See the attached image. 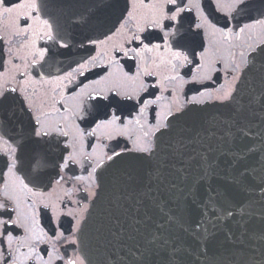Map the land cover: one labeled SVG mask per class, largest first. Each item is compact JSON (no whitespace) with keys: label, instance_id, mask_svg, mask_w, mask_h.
I'll return each instance as SVG.
<instances>
[{"label":"snow or ice","instance_id":"obj_1","mask_svg":"<svg viewBox=\"0 0 264 264\" xmlns=\"http://www.w3.org/2000/svg\"><path fill=\"white\" fill-rule=\"evenodd\" d=\"M67 2L0 0L3 13L9 16L16 13L15 20L6 27L13 35L24 37L20 50L12 52L9 49L12 58L24 60L23 71L21 65L13 64L10 58L7 63L11 68L0 73L4 78L0 83V181L3 182L0 264H96L92 257L79 254V245L88 227L84 213L89 204H81L72 197L81 191L85 193L84 200L104 197L105 193L107 198L114 200L123 197L142 214L140 218H131L133 228L139 225L136 228L139 240L131 255L133 264H193V252L197 260L200 256L207 259L214 234L206 223L221 215L234 217L235 213L254 218L256 212L251 211V204L245 208L243 201L235 199L239 192L250 197L253 185L261 193L260 239L264 241V171L259 170L264 168V155L256 161L257 169L247 161V153H253L254 149L247 144L244 149L239 147L253 135L259 136V132L252 130L257 120L264 122V40L255 46L249 45V51L239 62L235 61L234 54L229 58L224 67L235 74L226 87L221 84L211 92H199V95L186 98L184 103L174 99L163 106L161 115L154 107L163 98V91H167L163 88L164 81L183 80L176 67L178 63L181 68L194 66L197 70L206 67L216 70L214 65L219 63L217 58L224 49L206 47L198 38L212 35L227 46L246 33L264 32V0H207L212 8L210 12L205 11V0H147V3L145 0H91L86 14L62 24L47 10L50 6L63 8ZM139 8L147 12L138 14ZM101 9L118 14L116 24L119 27L113 24L104 31L108 20L100 15ZM193 9L195 19L191 20L186 14ZM213 12L219 17L212 18ZM20 20L24 21L23 26ZM131 20L136 21L134 30L129 26ZM85 28L89 31H82ZM3 40L0 36V42ZM197 48L201 50L197 52ZM21 50L24 51L22 57L18 55ZM74 50H83L87 55H81L79 60L72 62L74 67L70 63L63 72L47 71L49 62L55 57H71ZM145 53L156 54L151 65L147 64ZM3 55L0 43V67ZM119 56L137 62L135 71L131 74L123 71ZM101 58H107L106 65L98 63ZM113 64L119 65L114 72L106 71L88 83L79 81L91 69L108 68ZM161 70L169 74L152 85L161 87V95L143 98L141 93L148 88L142 76H159ZM33 71L35 76L31 74ZM15 72H19L22 79L15 87H8L9 81L16 78ZM191 82H200L195 73ZM29 85L43 87L42 95L51 101L52 113L34 103ZM70 88L72 91L68 95L75 106L74 113L64 107L62 98L56 99L57 94L63 97ZM205 103L227 110L226 118H221L224 113L209 117L205 108L196 107ZM128 106L135 110L134 115L131 112L124 115ZM149 108H152L150 114L147 113ZM61 110L69 113L62 117L63 123L53 117V113ZM72 115L91 131L76 124L69 142L66 126ZM220 127L224 129L227 149L203 143L215 137ZM98 132L102 135L98 136ZM86 136L115 141V144L110 147L101 144V151L97 153V145L91 143L92 153L85 155ZM61 137L65 139H59ZM260 143L264 153V140ZM104 148L109 151H103ZM93 159L95 164L90 162ZM86 162L90 168L87 178L71 173L72 165L83 166ZM224 164L226 169L222 168ZM25 167L30 173L27 183L19 174ZM53 176L54 185L60 186L62 194L53 186ZM62 181L64 184L75 181L76 185L86 184V187L65 189ZM41 187L51 191H41ZM71 203L80 204V207L71 208L68 206ZM40 207L46 210L49 223L53 225L52 235L38 227ZM65 221L69 225L67 235L63 230ZM177 223L183 232L193 236L195 249L174 234L172 228ZM17 229L26 235H14ZM244 231L248 236L247 226ZM60 241L74 246L78 254L69 256L66 250L61 254L56 246ZM39 244L52 247L40 251ZM111 259L105 264H111ZM242 264H264V243L248 249Z\"/></svg>","mask_w":264,"mask_h":264},{"label":"flooded vegetation","instance_id":"obj_2","mask_svg":"<svg viewBox=\"0 0 264 264\" xmlns=\"http://www.w3.org/2000/svg\"><path fill=\"white\" fill-rule=\"evenodd\" d=\"M13 2H16V0H13ZM145 2L147 3V0H145ZM185 2H187V0H185ZM204 8L206 12H210L212 11L211 6L208 4L207 0H205L204 2ZM89 7H91V0H68L67 4L61 8V7H49V9L47 10L48 13L59 19L60 23L62 24H66L69 23L71 20L77 19L81 14H86V9H88ZM147 9L145 8H139L138 9V14H143L146 13ZM100 15L105 16L108 20V24L107 27L104 29V31H107V28L112 27L113 24H116V16L118 14H112L110 12H108L107 10L101 9L100 10ZM189 19L194 20L195 19V10L193 9L192 13L186 14ZM16 17V13H12L11 16H9L6 13H3V9L0 8V36L4 37V40L0 43L3 44V66L0 67V73H3L6 69L11 68V65H9L7 63V61L12 58L11 54L9 52V49L12 50V52H17V50L21 49V45L24 43V37L22 35H13L11 30L8 29L6 27V25H8L10 23V21H14ZM219 17L218 13H214L212 15V18H217ZM220 22L222 23V19L220 20ZM243 22H247V21H243ZM29 23H31V21H29ZM19 24L21 26H23L24 21L20 20ZM129 26L134 30L135 26H136V21L135 20H131L129 21ZM116 27H119V24H116ZM188 27V23H185V28ZM114 30V29H113ZM82 31H89L87 28L82 29ZM94 36L97 35V33H92ZM102 38V37H101ZM118 42L119 38H115ZM203 40V43L206 47L209 48H223V54L221 56H219L217 59L219 60V63H216L214 65V69L213 70L211 68H204V69H200L197 70L194 66H188V67H183L181 68L180 64L178 63L176 65L177 69L180 72L181 77H183V80H176V81H164L163 82V88H166L167 91H163L162 95L163 98L158 101L157 107L158 108V115L162 114L163 111V106L164 105H168L171 104L173 102V100H177L180 103H184L186 98H191L194 95H199V92H204L205 90L211 92L213 89L218 88L221 84H224L225 87L227 86V83L231 80L232 75H234L235 73H232L228 70H226V68L224 67V65L226 63L229 62V58L234 54V58L236 62H239L241 60V57L243 54H247V52L249 51V45H258L260 43L261 40H264V32H253L251 35L249 34H245L244 36L241 37V39L236 40L235 38L231 41L230 45L224 46L220 43L219 41V37H214L212 35H205L202 36L201 38H198V42L199 40ZM42 46V44H41ZM201 49L197 48L196 51L199 52ZM95 54V53H92ZM19 56H24V51L21 50L18 52ZM81 55H87V53H84L83 50H74V54L71 57H66V56H57L55 57V59L53 61H50L48 66H47V71H50L53 74H57L58 72H63L64 70L68 69L69 64L71 63L72 66L74 67L75 64L72 63L75 60H79ZM119 55V54H117ZM129 55H132V53H129ZM156 54L155 53H145L144 54V58L147 61L148 65H151L153 62V58ZM190 58H191V54H190ZM158 62V61H157ZM12 63L13 64H20L21 65V71H23V64H24V60L23 59H15L12 58ZM98 63L100 64H107V58H101ZM135 63L132 60H128L122 56H119V64L123 65V71H127L129 72V74H131L132 71H135ZM119 65L113 64L112 67H96L94 69H91V71H89L85 77H80L79 81L83 82V83H88L91 80L94 79H98L101 75H104L107 72H114L116 70V68H118ZM131 70V71H130ZM162 71V75L159 76H142V79L145 81V84L148 88L147 92H142L141 96L145 99H153L155 98L156 95H161L162 89L161 87L157 86V87H152L153 84H158L160 81H163V76L168 75L169 73ZM193 73H195L198 77V80L200 82H191L192 81V75ZM15 75V80H10L9 83L7 84L8 87H15L17 84V81L21 80L22 77L19 74V72H15L13 73ZM33 76H35V71H33L31 73ZM211 76L212 79L208 80L207 77ZM4 78L0 77V83H3ZM184 81H189L188 83H184ZM74 87V86H73ZM129 87H132L131 85H129ZM33 89H35L34 93H33ZM29 93L33 94L32 98L34 103L43 109V111L45 112H49L52 113V108H51V101L46 98L45 96L42 95L43 92V87L41 85H29ZM72 89H68L65 93L64 96L61 97L59 94H57L56 99H63L64 101V107L68 108L72 111V113H74L76 111L75 106L73 104V101L71 100V98L68 95V92H71ZM13 96L16 95V93L12 94ZM205 99H207V97H205ZM89 103H93V102H89ZM207 104V103H205ZM57 107L59 108L60 105H57ZM129 112H131L133 115L135 114V110L131 108V106H128L125 108L124 110V115L128 116ZM152 112V108H149L147 110V113H151ZM69 113L64 112L63 110H61L60 112H56L53 113V117L57 120H60L63 123L62 117L64 116H68ZM143 119V118H142ZM76 124H80L81 128H84L85 131H91V128L86 126L85 124L81 123L75 115H72L71 119L68 122V126H66V130L69 131V137H67V139L69 140V142L72 141L73 136L75 134V126ZM97 135H102V133L98 132ZM59 139H65L63 137L59 138ZM91 143H95L97 145V153H99L101 151L100 149V145L101 144H109V147L112 144H115V141L112 142H108V141H103V140H95L92 137H84V148H83V152L85 155H89L92 153L91 148L89 147V144ZM79 148V146H77ZM103 151H109V148H104ZM92 164H95V159H93L92 161H90ZM88 171H90V168H88V163H84L83 166L76 164V165H72L71 166V173L74 175H80V176H84L85 178H87V174ZM99 171V170H98ZM21 175V177H23L25 179V183H27V178L29 176V169L27 167L24 168V170L19 173ZM53 179V186L56 187L57 193L58 194H62L60 193V186H56L54 185V180L55 177H52ZM63 184V187L65 189H68L69 187L72 186H76V187H86V184L84 185H76L75 181H71L69 182V184H64L63 181L61 182ZM31 186V185H30ZM2 189H3V182L0 181V198H2ZM41 191L44 192H48L51 191V189L47 188V187H41L40 189ZM85 193L83 191L81 192H76L74 193L72 200H79L82 203H88L89 204V208L91 206V203L94 199L92 200H84ZM34 202H36L38 204V201L36 200L35 197L31 198ZM71 208H79L80 204H76V203H71L68 205ZM63 207V205L61 206ZM30 210V209H28ZM46 210H44L42 207L39 208V213H38V227L43 228L45 231H47L49 233V235H52V227L53 225H51L49 223L48 220V216L45 214ZM87 213H84V217L86 219ZM15 215V214H13ZM63 219V217H62ZM83 226V224H82ZM69 225L68 223L65 221L64 222V226H63V230L65 231V234L67 235V229H68ZM16 236H20L23 237L24 235H26L22 230L17 229L16 231H14L13 233ZM79 236V234H77ZM59 249L61 254H63L65 252V250L67 251V254L69 256H74L76 254H78L76 251L73 250L74 246H67L64 244L63 241H60L59 243H57L56 245ZM37 247L39 248L40 251H43L45 249V247L51 249L52 245L48 244V245H44V244H39L37 245ZM83 248H84V243H81L79 245V249L80 252L79 254L84 255L83 254ZM25 249L21 248V251H24ZM57 264H60V262H57Z\"/></svg>","mask_w":264,"mask_h":264},{"label":"water","instance_id":"obj_3","mask_svg":"<svg viewBox=\"0 0 264 264\" xmlns=\"http://www.w3.org/2000/svg\"><path fill=\"white\" fill-rule=\"evenodd\" d=\"M246 96V94H245ZM196 107L205 108L206 115L220 116L221 113L226 118L227 110L219 108L212 103L197 105ZM254 133L259 132V136H252L244 144H240V149H244V145L254 149L253 153H247V161L259 168L257 160L264 155L261 152V141L264 140V122L256 121V127L252 130ZM223 127L216 129V136L211 140H205L203 143L211 144L220 149H227L225 137L223 136ZM233 150H236L235 148ZM246 151V149H245ZM179 162H177L178 166ZM222 168H227V165H222ZM264 171V168L259 169ZM222 175L224 173L222 172ZM106 178L108 174H105ZM175 182V180H173ZM252 195L249 197L244 192H239L235 199L237 202L243 201L245 208L251 204V211L256 212L254 218H250L247 214L241 215L235 213L234 217L221 215L219 218H214L210 223H206L209 231L214 234V238L209 245L207 259L200 256L197 260L196 253L193 252V264H242V257L245 252L252 247H260L264 241L260 239L261 224L259 217L260 191L259 188L253 185L250 189ZM107 193L104 194V197ZM97 197L95 198L88 210L85 223L88 227L85 229L83 236V254L90 256L96 261V264H105L106 260L111 259V264H133L131 255L134 245L138 243L139 233L136 228H133L131 218L136 216L140 218L141 213H137L130 202H127L121 197L119 200L112 198ZM95 205V206H93ZM174 207V206H173ZM175 210V209H174ZM187 226V225H185ZM247 226L249 235H245L244 228ZM83 227V226H82ZM172 231L174 234L180 235L183 240L196 248V241L190 232H183L180 223L173 225ZM203 232V229H201ZM251 233H255L254 236Z\"/></svg>","mask_w":264,"mask_h":264}]
</instances>
